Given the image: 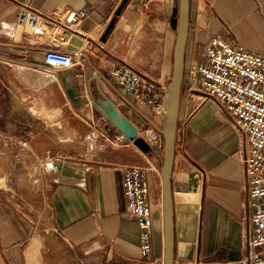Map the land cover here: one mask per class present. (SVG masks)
Segmentation results:
<instances>
[{
    "label": "crops",
    "instance_id": "0c3cea01",
    "mask_svg": "<svg viewBox=\"0 0 264 264\" xmlns=\"http://www.w3.org/2000/svg\"><path fill=\"white\" fill-rule=\"evenodd\" d=\"M120 2L0 0V61L3 62L0 72L14 86L7 75L13 64L18 66L15 71L25 66L46 70L44 52L58 48L49 40L39 44L30 28L16 23L21 6L42 14L63 6L81 9L86 12L85 17L69 31L65 43L59 47L78 55L72 66L49 74L50 79L45 83L55 81L69 110L82 113L90 109L91 113L95 110L100 113L90 105V99L100 96L97 83L103 80L117 108L136 126L140 119L149 124L159 123L162 115L134 106L115 84L109 69L114 64L126 63L166 89L172 69L178 0H127L102 40ZM188 3V32L170 178L173 264H193L195 260L217 264L241 257L250 229L251 210L246 205L237 154L242 135L212 100L199 95L196 103L198 96L189 89L192 82L189 70L200 59L202 44L212 35L264 55V0H188ZM14 87L21 92L18 86ZM163 102L167 108L166 99ZM5 112L0 93V124L5 122ZM117 131L112 128L110 134ZM0 146H5L6 154L2 156L9 164L5 170L10 172V166L17 164L21 167L17 140L0 138ZM126 164L69 158L56 160L55 170L48 174L53 227L72 247L99 255L97 264H141L137 222L128 214L123 194ZM32 165H27L23 176L27 182ZM156 174L159 178L158 171ZM44 180L43 177L40 184H29L36 189ZM154 190L150 186V197ZM4 193L0 188V264H28L31 224ZM151 243V256L160 257L163 264L161 223L156 219Z\"/></svg>",
    "mask_w": 264,
    "mask_h": 264
},
{
    "label": "built area",
    "instance_id": "2783aa9c",
    "mask_svg": "<svg viewBox=\"0 0 264 264\" xmlns=\"http://www.w3.org/2000/svg\"><path fill=\"white\" fill-rule=\"evenodd\" d=\"M85 15L84 10L67 6L42 14L23 5L15 21L30 28L39 44L49 40L58 47L43 54L46 70L56 74L59 69L72 66L78 55L59 47L65 43L67 33L74 30ZM109 75L134 106L145 107L157 116L165 115L163 100L167 101V90L156 80L126 63L111 66ZM189 76L192 79L190 91H198L204 99L212 100L242 135L237 154L243 172L246 205L251 210L250 229L241 257L217 264H264V55L212 35L202 44L200 59L190 68ZM97 88L101 96L117 107L103 80H98ZM99 129L101 139L112 137L116 142L127 139L119 131L111 135L106 128ZM92 137L86 136L85 139L91 141ZM17 144L21 148L28 147L25 138L19 139ZM56 160L52 154L45 155L41 171L45 174L54 171ZM122 187L128 214L136 219L139 230V262L160 264V257L151 256L154 222L147 168L127 163L123 169ZM193 264L210 263L195 260Z\"/></svg>",
    "mask_w": 264,
    "mask_h": 264
},
{
    "label": "rangeland",
    "instance_id": "374dc122",
    "mask_svg": "<svg viewBox=\"0 0 264 264\" xmlns=\"http://www.w3.org/2000/svg\"><path fill=\"white\" fill-rule=\"evenodd\" d=\"M2 64L0 61V65ZM16 67L17 64H13L7 75L21 92L16 91L0 72V93L6 106L5 122L0 124V138L17 141L25 138L28 147H19L21 167L18 164L16 167L10 166L11 171L8 172L5 169L9 164L2 156L6 152L5 146H0V159L5 160L0 161V188L5 191L4 196L15 202L27 215L31 224L28 264H97L99 255L72 247L51 223L48 174L41 171L44 156L52 154L57 160L86 158L107 163L124 161L146 167L150 186L155 189L151 196L155 225V219L161 223V186L156 173L159 172L162 158L163 137L151 124L140 119L135 126L139 135L151 147L148 153L140 151L128 139L118 142L112 137L101 139L98 137L99 128L104 127L111 132L114 127L98 111L94 109L95 112L91 113V110L87 109V112L80 113L69 110L63 103L55 81L45 83L50 79L51 72L28 66L15 71ZM194 93L198 96L197 103L200 100L199 95L202 98L203 96L198 91ZM154 122L156 126L161 127L164 115L159 123ZM86 136H93L92 140L88 141ZM28 164H35L39 176L45 178L42 185L36 189L23 177Z\"/></svg>",
    "mask_w": 264,
    "mask_h": 264
},
{
    "label": "water",
    "instance_id": "95a60500",
    "mask_svg": "<svg viewBox=\"0 0 264 264\" xmlns=\"http://www.w3.org/2000/svg\"><path fill=\"white\" fill-rule=\"evenodd\" d=\"M127 0H121L115 10V15L106 26L102 40L113 26L115 16L120 13ZM188 0H178L175 17V42L172 55V69L167 90V108L165 120L161 127L151 122L163 137L162 153L163 159L160 166L161 181V232L163 241V264H173V221L170 192L171 170L175 153V134L177 127L178 109L180 101V88L183 76L184 47L188 32ZM94 103L104 112L107 120L116 130L121 132L128 140L142 152L148 153L151 150L149 144L142 136L137 135V127L108 99L103 96H94Z\"/></svg>",
    "mask_w": 264,
    "mask_h": 264
},
{
    "label": "bare ground",
    "instance_id": "6f19581e",
    "mask_svg": "<svg viewBox=\"0 0 264 264\" xmlns=\"http://www.w3.org/2000/svg\"><path fill=\"white\" fill-rule=\"evenodd\" d=\"M90 105H93L95 108H97L100 111L102 117L107 120L104 112L94 103L93 98L90 99ZM164 120H165V115H164ZM137 135H139L138 129H137ZM129 141H130V143H132L131 140H129ZM162 159H163V153H162L161 163H162ZM161 163H160V166H161ZM159 171H160V167H159ZM158 173H159V181H160V172H158ZM27 177L29 178L28 182L31 183V184H40V182H41V180L43 178V176L40 177L39 174L37 173V168H36L35 164L32 165V167L30 168L29 172H27ZM160 186H161V181H160ZM160 190H161V188H160ZM151 211H152V214H153L152 207H151Z\"/></svg>",
    "mask_w": 264,
    "mask_h": 264
}]
</instances>
